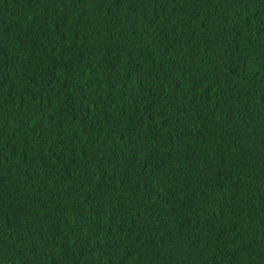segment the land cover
<instances>
[{"label": "trees", "instance_id": "trees-1", "mask_svg": "<svg viewBox=\"0 0 264 264\" xmlns=\"http://www.w3.org/2000/svg\"><path fill=\"white\" fill-rule=\"evenodd\" d=\"M0 264H264V0H0Z\"/></svg>", "mask_w": 264, "mask_h": 264}]
</instances>
